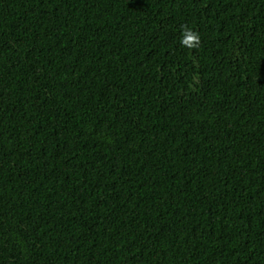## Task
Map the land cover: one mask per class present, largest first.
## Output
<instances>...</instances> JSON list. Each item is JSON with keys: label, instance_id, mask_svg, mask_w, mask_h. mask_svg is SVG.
<instances>
[{"label": "trees", "instance_id": "16d2710c", "mask_svg": "<svg viewBox=\"0 0 264 264\" xmlns=\"http://www.w3.org/2000/svg\"><path fill=\"white\" fill-rule=\"evenodd\" d=\"M0 264H264V0H0Z\"/></svg>", "mask_w": 264, "mask_h": 264}]
</instances>
